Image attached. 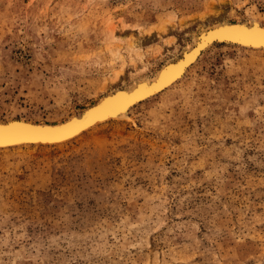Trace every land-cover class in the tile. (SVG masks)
I'll list each match as a JSON object with an SVG mask.
<instances>
[{
	"label": "rangeland",
	"instance_id": "1",
	"mask_svg": "<svg viewBox=\"0 0 264 264\" xmlns=\"http://www.w3.org/2000/svg\"><path fill=\"white\" fill-rule=\"evenodd\" d=\"M222 20L264 0H0V121L79 115ZM0 264H264V50L214 44L123 117L0 150Z\"/></svg>",
	"mask_w": 264,
	"mask_h": 264
},
{
	"label": "bare ground",
	"instance_id": "2",
	"mask_svg": "<svg viewBox=\"0 0 264 264\" xmlns=\"http://www.w3.org/2000/svg\"><path fill=\"white\" fill-rule=\"evenodd\" d=\"M223 23L231 24V23H227L226 21L222 20V21L214 24L213 26L221 25ZM250 25H259V26H263L264 27V25H261L260 23H258L256 21H255V23L250 24ZM199 39H200V36L197 37L196 44L200 41ZM214 44H217V43H214ZM214 44L210 43L208 45H201L198 48H196L194 46L193 47H189V49H187L182 54V56H180L179 58H177L174 61L166 63L157 72V74L154 77L145 78L144 80L139 81L138 83H136L134 86L130 85L132 87H125V88L119 87V88H115L114 90L112 89V91H110L107 94H105L97 103H95L92 106L86 108L83 111V113H85L88 109L97 107L101 103L103 104L104 103L103 101H104V99L106 97L112 96L113 93H115V92H117L119 90H122L123 93H130V92L134 91L137 88V90H135V91L141 92L140 94H144L143 91L147 92V89L152 88L153 85L157 86L150 93H148V95L146 94L144 97H142V96L137 97L138 96L137 95L128 104V107H126L124 110H118V111L114 112V114H112V116H109V117H107V118H105V119H103L101 121H96L92 125H90V126L84 128V129L78 131L76 134H74L71 137H68L66 139H63V140H60V141H57V142H53V143L52 142L51 143H39V142H37V143H18V144H12V145H0V150L19 149V148L37 147V146L51 147V146L63 145L65 143H68V142L72 141L75 138H78L79 136H81L86 131L96 127L97 125H99L101 123H104V122H106V121H108L110 119H115V118L118 119L120 117H123V116H125L127 114L129 109H131L134 105H136V104H138V103H140V102H142L144 100H147L149 97H151L152 95H154V94H156L158 92L160 93L162 91L164 92V90H166V89L168 90V88H170L172 85H174L177 81H179L183 77V75H184L185 71L187 70V68L193 62L196 61V59L198 58L200 52L203 51V49L208 48V47H210V46H212ZM220 44H225V45L239 47V48H245V49H251V50H264V47H250V46H245V45L237 44V43H228V42L222 43L221 42ZM170 75L173 76V77H171ZM168 76H170L169 79H166ZM163 80H165L164 83H161ZM76 116H79V115H76ZM76 116H72V117H76ZM80 116H82V114H80ZM72 117H70V118H72ZM10 120H13V119H10ZM10 120H8V121H10ZM21 120L22 121H27V122H35V123H37L36 121H29V120H26V119H21ZM0 122L5 123L6 121H0ZM61 122H63V121H61ZM51 124H53V123H51Z\"/></svg>",
	"mask_w": 264,
	"mask_h": 264
},
{
	"label": "snow or ice",
	"instance_id": "3",
	"mask_svg": "<svg viewBox=\"0 0 264 264\" xmlns=\"http://www.w3.org/2000/svg\"><path fill=\"white\" fill-rule=\"evenodd\" d=\"M212 38L236 40L240 43H259L264 45V31L253 30L250 31L244 27H220L215 32L211 33ZM138 95L140 93H137ZM126 97H117L109 99L97 109L95 112L89 113L84 121H73L71 125L58 128L47 127H31L22 124H10L7 127H0V143H12L22 139H35V138H59L68 135L77 127L83 126L89 120L96 118V116L105 110L113 109L115 107H123L127 102Z\"/></svg>",
	"mask_w": 264,
	"mask_h": 264
},
{
	"label": "water",
	"instance_id": "4",
	"mask_svg": "<svg viewBox=\"0 0 264 264\" xmlns=\"http://www.w3.org/2000/svg\"><path fill=\"white\" fill-rule=\"evenodd\" d=\"M225 26H228V27H244V28H248L250 31H253V30H261V31H264V27L263 26H259V25H250V24H245L243 22H235V23H231V24H221V25H216V26H210L208 28L205 29V31H203L202 33H200V41L194 45V47L198 48L200 47L201 45H208V44H214V43H225V42H228V43H237V44H242V45H245V46H250V47H264V45H261L259 43H240L239 41H236V40H228V39H220V38H212L210 36L211 33L215 32L217 28H220V27H225ZM203 53V52H202ZM172 75V74H171ZM170 75V76H171ZM168 76L166 79H169ZM173 77V76H171ZM165 79V80H166ZM163 80L161 83H164ZM159 86V85H158ZM157 86L153 85L152 88H149L147 89V92L146 91H143L144 94H137V93H141V92H138V91H135L137 90V88L130 92V93H123L122 90H119L115 93H113L112 96L110 97H106L104 99V103L98 105L97 107H94V108H91V109H88L85 113L81 112L82 116H76V117H72L70 119H67L63 122H58V123H43V122H27V121H22L20 118H16V119H13V120H10V121H6L5 123H2L0 122V127H7L8 125L10 124H22V125H27V126H31V127H47V128H58V127H65V126H68V125H71L73 121H84L89 113H92V112H95L97 109H100L102 105L105 104L106 101H108L109 99H115L117 97H126L128 98L127 99V102L124 104L123 107H115L113 109H108V110H105L103 111L102 113L98 114L96 116V118L94 119H91L89 120L88 123L86 124H83V126L81 127H77L74 131L70 132L68 135L66 136H63V137H59V138H47V139H44V138H35V139H22V140H19V141H16V142H12V143H0V145H12V144H18V143H53V142H57V141H60V140H63V139H66L68 137H71L73 136L74 134H76L78 131L92 125L93 123H95L96 121H101L109 116H112V114H114V112L118 111V110H124L126 107H128V104L137 96H142L144 97L146 94L148 95V93H150L153 89H155ZM149 91V92H148ZM122 92V93H121Z\"/></svg>",
	"mask_w": 264,
	"mask_h": 264
}]
</instances>
